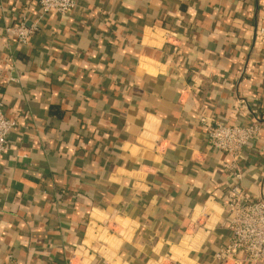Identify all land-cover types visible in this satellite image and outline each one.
<instances>
[{"label":"crops","instance_id":"0c3cea01","mask_svg":"<svg viewBox=\"0 0 264 264\" xmlns=\"http://www.w3.org/2000/svg\"><path fill=\"white\" fill-rule=\"evenodd\" d=\"M23 18L39 26L28 46L5 32ZM0 100L17 123L0 264H216L234 181L200 120L264 122V0H81L43 17L39 0H0ZM240 165L264 199V128Z\"/></svg>","mask_w":264,"mask_h":264},{"label":"built area","instance_id":"2783aa9c","mask_svg":"<svg viewBox=\"0 0 264 264\" xmlns=\"http://www.w3.org/2000/svg\"><path fill=\"white\" fill-rule=\"evenodd\" d=\"M80 1L39 0L40 15L43 17L56 13L68 16L79 7ZM38 31V23L30 24L27 18H23L17 27L5 30L6 34L16 39L21 46H28ZM170 36L173 38L172 34L168 37ZM4 107V102L0 100V161L9 150L8 138L17 126L16 122L6 117ZM251 118V123L247 126L227 125L209 118L200 120L207 130L210 148L226 154L231 159L226 171L234 181L223 204L230 215V235L226 246L214 257L216 264H264V199L252 198L241 185L244 179L240 165L243 155L264 128V122L253 115ZM197 224L199 223L194 221L195 228L192 227L191 235L194 234ZM112 227L122 229L119 224ZM75 263L76 256L70 264Z\"/></svg>","mask_w":264,"mask_h":264},{"label":"rangeland","instance_id":"374dc122","mask_svg":"<svg viewBox=\"0 0 264 264\" xmlns=\"http://www.w3.org/2000/svg\"><path fill=\"white\" fill-rule=\"evenodd\" d=\"M205 221V219H203L202 220V223ZM120 230H118V229H114L113 227H111L110 228V230H109V234H119L120 232H119ZM196 231H197V229H196ZM192 235H191V233H188V237H191Z\"/></svg>","mask_w":264,"mask_h":264},{"label":"trees","instance_id":"16d2710c","mask_svg":"<svg viewBox=\"0 0 264 264\" xmlns=\"http://www.w3.org/2000/svg\"><path fill=\"white\" fill-rule=\"evenodd\" d=\"M89 196V195H88ZM90 197V196H89ZM91 198V197H90Z\"/></svg>","mask_w":264,"mask_h":264}]
</instances>
